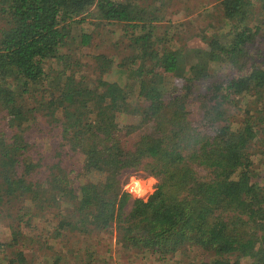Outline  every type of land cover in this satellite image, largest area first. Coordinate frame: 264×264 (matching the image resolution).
Here are the masks:
<instances>
[{
    "label": "trees",
    "instance_id": "16d2710c",
    "mask_svg": "<svg viewBox=\"0 0 264 264\" xmlns=\"http://www.w3.org/2000/svg\"><path fill=\"white\" fill-rule=\"evenodd\" d=\"M167 1L0 0V221L17 216L1 251L41 214L59 236L114 228L124 248L161 259L195 247L202 264H264V0L256 25L252 0H216L229 32L205 27L181 46ZM89 15L127 40L125 56H93L91 83L68 53L90 45L72 28ZM185 51L197 59L187 69ZM114 65L129 83L106 79ZM237 99L255 110L235 115ZM131 174L156 179L147 201L123 192ZM25 262L18 252L10 264Z\"/></svg>",
    "mask_w": 264,
    "mask_h": 264
},
{
    "label": "rangeland",
    "instance_id": "374dc122",
    "mask_svg": "<svg viewBox=\"0 0 264 264\" xmlns=\"http://www.w3.org/2000/svg\"><path fill=\"white\" fill-rule=\"evenodd\" d=\"M215 3H217L216 0H169L165 2L166 22H169L176 33H178L176 41L179 40V44L180 41L185 44V41L190 39L192 33H200L205 27H211V29H208L209 35L219 30L229 32L230 26L227 21L226 26L223 23L225 18L221 9H217V6H214ZM252 4L250 16L253 20V25H256L260 22L258 0H252ZM205 11L208 12L204 13ZM202 12L204 13L203 18ZM169 23L164 21L161 25L167 26ZM180 24L184 25L181 26ZM72 28H74L75 37H78L82 32H86L91 36V42L88 47H81L79 45L81 39H78V41L70 45L68 50V53L73 57L72 64L75 65L80 61L82 66L79 67L80 75L87 77L90 83L97 79V74L94 73L96 64L93 56L103 53L110 56L116 55L120 58L127 54V51H125L127 40L122 37L124 28L116 23L102 22L89 15L84 22L75 24ZM181 36L182 38L180 39L179 37ZM118 42H122L120 47L116 46ZM186 47L188 46L184 48ZM184 53L186 55L184 54L182 61L184 62V68L187 69L196 64L197 59L192 55H187L188 51ZM54 63L55 69L63 70L56 61ZM220 68L222 67L216 65L211 67L213 71L221 70ZM106 79L123 86L129 83L127 72L120 69L117 65L113 66L111 72L106 75ZM246 100L253 101L254 97ZM199 105V102L195 100L190 103L189 110L192 116L197 117L200 115ZM229 109L237 115L238 112L254 111L255 106L247 101L237 99L234 106ZM121 119L129 124L134 123V117L131 115H122ZM6 131L10 134L11 130L7 129ZM262 160L264 162V158ZM256 168L261 175L258 181L264 183V175L262 174L264 173V164L260 165L259 163ZM124 179L126 183L123 192L129 193L132 199L147 201L150 195L155 192L157 181L153 177L131 174L125 176ZM141 190L143 194H140ZM25 204L30 206V202ZM63 206L67 207L68 205L65 203ZM26 208L33 212V205ZM62 213L67 215L65 209H62ZM32 215L33 213H31ZM40 216L36 214V217L26 218L22 222L24 237L17 238L21 240V243H17L14 249L5 247L3 251L0 250V264H10V261L18 252H24L26 259L24 264H202L210 259L209 254L195 247L193 249L186 248L175 255H168L163 259L149 252H139L138 250H133V248L127 249L119 241V234L114 228L109 231H98L91 230V227H88L90 229V231H87L89 234L82 233V229L79 228L75 230L64 228L60 230L59 236L58 232L53 231L58 219L51 216L43 218ZM15 217L17 216H12V218ZM12 218L0 221V243L2 244H9L10 242L11 229H9L8 225ZM29 223L30 226H28Z\"/></svg>",
    "mask_w": 264,
    "mask_h": 264
}]
</instances>
